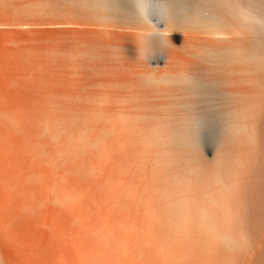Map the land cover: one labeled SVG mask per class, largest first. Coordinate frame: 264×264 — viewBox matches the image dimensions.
<instances>
[{
	"label": "bare ground",
	"instance_id": "obj_1",
	"mask_svg": "<svg viewBox=\"0 0 264 264\" xmlns=\"http://www.w3.org/2000/svg\"><path fill=\"white\" fill-rule=\"evenodd\" d=\"M0 264H264V0H0Z\"/></svg>",
	"mask_w": 264,
	"mask_h": 264
}]
</instances>
